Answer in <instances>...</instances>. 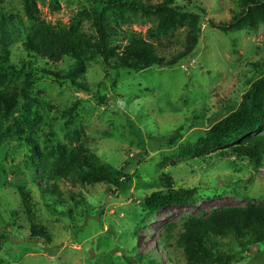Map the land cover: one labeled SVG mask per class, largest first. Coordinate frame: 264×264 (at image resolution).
Instances as JSON below:
<instances>
[{
  "label": "rangeland",
  "instance_id": "1",
  "mask_svg": "<svg viewBox=\"0 0 264 264\" xmlns=\"http://www.w3.org/2000/svg\"><path fill=\"white\" fill-rule=\"evenodd\" d=\"M0 1V49L8 45L13 64L29 63L36 75L31 95L39 101L41 116L32 131L35 156L24 136L0 145V238H5L0 264H183L172 240V246H163L160 236L165 225L220 208L264 205V154L259 166L239 159L228 148L223 154L191 159L177 154L236 109L250 82L264 73V24L254 30L222 32L207 23L231 19L239 11L237 0H175L187 12L201 14L196 7L204 11L192 57L172 68L120 69L109 71L108 77L96 57L85 66L88 93L38 73L46 68L65 72L74 61L66 56L51 65L26 54L22 45L32 25L23 0ZM36 4L44 20L67 24L79 11L89 9L90 0H36ZM124 18L109 22L115 37L144 36L152 24L139 16ZM84 28L92 33L88 22ZM182 37L181 30L171 36ZM176 49L175 44L166 54ZM19 87L20 81H14L13 90ZM75 101L77 109L65 115ZM74 132L79 141L68 137ZM255 136H264V125ZM86 139L101 163L116 170L128 163L132 185L128 191L111 193L104 184L80 185L56 178L62 194L59 202L56 195L43 191V179L50 175L49 164L45 165L50 158L45 155L59 144L75 147ZM161 175L172 178L178 189L197 192L186 206L166 207L148 216L142 199L156 191L150 185ZM37 228L48 240L32 237ZM218 242L214 260L200 264H224L226 258L231 264H264V242L247 249L233 240Z\"/></svg>",
  "mask_w": 264,
  "mask_h": 264
},
{
  "label": "trees",
  "instance_id": "2",
  "mask_svg": "<svg viewBox=\"0 0 264 264\" xmlns=\"http://www.w3.org/2000/svg\"><path fill=\"white\" fill-rule=\"evenodd\" d=\"M1 5L2 1L0 8ZM237 5L239 11L227 22L214 23L208 19L209 26L228 32L254 30L259 24H264V0H237ZM22 6L25 17L32 25L22 45L26 54L51 65L66 56L74 61L65 72L46 68L38 73L58 84L69 83L83 93L89 92L84 82L85 66L88 60L96 57L102 61L106 77L109 71L120 69L140 72L151 67L172 68L192 57L200 37L201 14L204 13L200 7L196 8L201 14L187 12L175 0H162L156 4L150 0H90L88 10L79 11L69 23L64 24L44 20L36 0H23ZM128 15L151 19L152 24L144 36L115 37L117 32L109 22L123 20ZM85 22L90 24L91 34L85 30ZM177 30L182 31L183 37L172 39ZM175 44L179 49L166 54ZM28 66L29 63L23 61L17 65L11 62L8 45L4 44L0 49V145L7 139L24 136L23 141L29 144L32 156H35L37 147L32 131L41 123V116L39 101L31 95L36 75ZM253 67L257 68L256 65ZM14 81H20L18 90L12 88ZM76 107L77 101L63 113L71 116ZM263 125L264 73L250 82L236 109L215 122L206 135L194 144L181 147L177 154L191 159L216 152L223 154V150L228 148L239 159L259 166L264 154V136L253 135ZM68 137L79 141L77 132ZM45 157L50 158L45 164H49L50 175L43 179V191L56 195L59 202L62 194L55 183L56 178L80 185L104 184L111 193L128 191L132 185V177L126 173L128 163L117 170L101 163L88 149L87 139L75 147L59 144ZM150 187L156 191L142 199L148 216L166 207L186 206L194 201L197 192L196 188L178 189L167 175H161ZM32 237L48 240V235L39 228L32 230ZM160 238L163 246L173 244L181 251L183 264L214 260L213 253L220 246L219 240H233L245 249L264 242V205L230 206L198 217L184 218L179 223L165 225ZM4 240L0 238V246ZM231 263L230 258L224 260V264Z\"/></svg>",
  "mask_w": 264,
  "mask_h": 264
}]
</instances>
